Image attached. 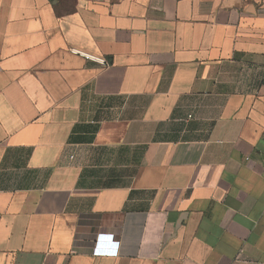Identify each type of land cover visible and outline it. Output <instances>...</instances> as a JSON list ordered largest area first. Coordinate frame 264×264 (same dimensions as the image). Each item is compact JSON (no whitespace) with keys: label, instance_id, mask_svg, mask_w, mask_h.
I'll return each mask as SVG.
<instances>
[{"label":"crops","instance_id":"crops-1","mask_svg":"<svg viewBox=\"0 0 264 264\" xmlns=\"http://www.w3.org/2000/svg\"><path fill=\"white\" fill-rule=\"evenodd\" d=\"M0 264H264V0H0Z\"/></svg>","mask_w":264,"mask_h":264},{"label":"built area","instance_id":"built-area-1","mask_svg":"<svg viewBox=\"0 0 264 264\" xmlns=\"http://www.w3.org/2000/svg\"><path fill=\"white\" fill-rule=\"evenodd\" d=\"M73 53L83 57L84 59L88 61H93L103 66H109L110 64V62L107 59L99 57V56H95L89 53H85V52L78 51V50H73Z\"/></svg>","mask_w":264,"mask_h":264}]
</instances>
